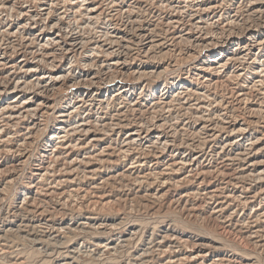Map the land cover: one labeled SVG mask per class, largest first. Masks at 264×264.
Returning <instances> with one entry per match:
<instances>
[{
	"label": "bare ground",
	"instance_id": "1",
	"mask_svg": "<svg viewBox=\"0 0 264 264\" xmlns=\"http://www.w3.org/2000/svg\"><path fill=\"white\" fill-rule=\"evenodd\" d=\"M257 16L264 0H0V209L8 163L24 166L38 144L22 200L0 219V247H13L12 237L47 241L59 264H74L62 231L80 232L94 238L86 253L109 259L134 239L136 222L90 210L70 223L57 215L89 196L112 203L131 183L148 202L182 186L179 200L199 197L264 249V208L235 217L234 203L264 196ZM174 69L175 81L150 97L148 82ZM175 109L182 119L170 123ZM124 225L129 231L109 237ZM151 234L131 264L181 257L171 223Z\"/></svg>",
	"mask_w": 264,
	"mask_h": 264
},
{
	"label": "rangeland",
	"instance_id": "2",
	"mask_svg": "<svg viewBox=\"0 0 264 264\" xmlns=\"http://www.w3.org/2000/svg\"><path fill=\"white\" fill-rule=\"evenodd\" d=\"M235 2L238 5L240 0H235ZM257 17L256 19L259 21L264 20V17ZM249 22L255 24L256 21L251 17L249 18ZM208 28L213 31L211 26ZM260 32L261 38H264V28L260 29ZM175 70L166 74L159 81L151 80L148 82L147 88L149 87L148 94L150 97L154 94L155 96L160 94L164 81H175L178 75V70ZM139 90L140 87L136 90L135 95H137ZM105 93V91L102 92V94ZM166 112V109H164L162 114L166 116ZM183 112L182 109L171 111L168 118L169 122L172 123L182 119ZM177 139L178 142L181 141V137ZM37 148L38 144H35L30 161L17 170H15V167L12 168L13 162L8 163L12 176L9 192L6 195L7 199L5 198L4 204L0 209L1 220L6 219L8 211L12 210V205L17 202L19 203L23 198L22 189L24 184L28 182L27 177L33 163V154ZM257 185L258 183L252 179L245 188L248 187L251 191ZM229 188L231 189L232 186H229ZM184 189H182V186L174 187L168 194L153 202L151 200L148 202L145 195H143L144 190L137 192L136 189L131 187L130 183V186L124 188V191L116 195L118 199L117 197H115V200L111 198L113 199L112 203L102 205L104 202L100 201L97 197L90 196L82 201L80 200L77 205H73L71 202L69 204L66 203L61 211L63 212L62 215L60 213L57 216L67 223L80 220L86 215L87 210H90L97 212L99 216L124 217L127 219L126 224L132 222L138 224V232L134 239L128 242L125 247L117 249L115 254L114 252L109 253V259H107V256H91L84 251L85 248L82 246L88 247V249L92 248V240L94 238L90 234L75 232L69 235V233L62 231L65 234L66 244L76 247L74 264H131L134 260L133 256L137 255L139 247H142L144 242L152 235L151 233L156 234L160 232V230L170 223L179 236V241L175 244L174 248L182 250L181 257L175 258L174 262L169 263L168 258L164 256L158 258L152 264H264V249L256 246L250 239L244 237L243 230H240L237 226H227L224 222L222 223L225 220V214L222 217L216 218L211 213V208L208 207V204L206 205V202L201 201L199 197L194 195L179 200L178 197ZM87 199L89 200L87 201ZM234 203L240 205L235 214L236 217V215L240 214L242 208H245L247 213L251 212L253 207L261 206L264 208V196H258L246 207L241 205L239 199ZM53 210H56V208ZM15 224L13 223V225ZM127 231H129V225H124L109 235V237L114 238L116 233L124 235ZM11 239L15 242L14 246L10 248L11 250L0 247V264H59L61 262L62 255L60 256L56 251L45 249V245L48 244L47 241L43 245H36L32 240H27L23 237H12ZM213 240L215 241L214 246L211 248L205 247V245L212 243ZM205 254H207L205 257H201V255L204 256ZM159 256H161V253H158L155 257Z\"/></svg>",
	"mask_w": 264,
	"mask_h": 264
}]
</instances>
